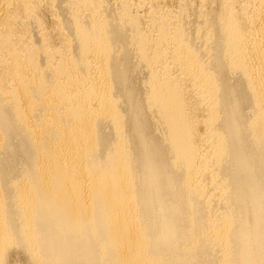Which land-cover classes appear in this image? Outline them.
Segmentation results:
<instances>
[{
  "label": "bare ground",
  "instance_id": "6f19581e",
  "mask_svg": "<svg viewBox=\"0 0 264 264\" xmlns=\"http://www.w3.org/2000/svg\"><path fill=\"white\" fill-rule=\"evenodd\" d=\"M194 1L0 0V264H264V0Z\"/></svg>",
  "mask_w": 264,
  "mask_h": 264
},
{
  "label": "rangeland",
  "instance_id": "374dc122",
  "mask_svg": "<svg viewBox=\"0 0 264 264\" xmlns=\"http://www.w3.org/2000/svg\"><path fill=\"white\" fill-rule=\"evenodd\" d=\"M111 1V0H110ZM112 1H114V0H112ZM47 2V3H46ZM194 2H197V3H195V5H200L199 3V0H195ZM47 4H48V0H44V2H43V5H45V7L42 9V12L44 13V15H43V13H40L41 14V17L44 19V21H45V23H46V25H51L52 23L51 22H53V20H54V18H53V16H52V12L50 11V10H48V7H46L47 6ZM173 4V5H172ZM168 6V7H172V8H174L175 6H176V3H174V2H168L167 4H164L163 6ZM175 5V6H174ZM211 5V6H210ZM207 6H208V9H207V11L208 10H211V7H214V8H217V4H215V2L213 3V2H209L208 4H207ZM210 8V9H209ZM46 13V14H45ZM46 16V17H45ZM21 258H23L22 256H17V258H16V260L18 259L19 260V264H29V263H27L25 260H24V258L23 259H21ZM21 259V260H20ZM17 260V261H18ZM24 260V261H23Z\"/></svg>",
  "mask_w": 264,
  "mask_h": 264
}]
</instances>
